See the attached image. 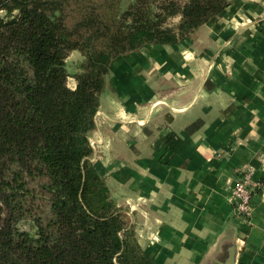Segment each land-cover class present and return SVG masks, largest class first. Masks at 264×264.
Segmentation results:
<instances>
[{
    "label": "crops",
    "instance_id": "1",
    "mask_svg": "<svg viewBox=\"0 0 264 264\" xmlns=\"http://www.w3.org/2000/svg\"><path fill=\"white\" fill-rule=\"evenodd\" d=\"M90 141L159 264H264V0H234L191 39L116 58ZM249 170L251 224L232 195Z\"/></svg>",
    "mask_w": 264,
    "mask_h": 264
},
{
    "label": "trees",
    "instance_id": "2",
    "mask_svg": "<svg viewBox=\"0 0 264 264\" xmlns=\"http://www.w3.org/2000/svg\"><path fill=\"white\" fill-rule=\"evenodd\" d=\"M233 1L0 0V264H159L92 161L100 94L116 58L191 39Z\"/></svg>",
    "mask_w": 264,
    "mask_h": 264
},
{
    "label": "built area",
    "instance_id": "3",
    "mask_svg": "<svg viewBox=\"0 0 264 264\" xmlns=\"http://www.w3.org/2000/svg\"><path fill=\"white\" fill-rule=\"evenodd\" d=\"M92 146H94V143ZM256 183L252 179V172L245 171L237 181L233 190V200L238 215L246 222L251 224L254 214L253 193Z\"/></svg>",
    "mask_w": 264,
    "mask_h": 264
},
{
    "label": "rangeland",
    "instance_id": "4",
    "mask_svg": "<svg viewBox=\"0 0 264 264\" xmlns=\"http://www.w3.org/2000/svg\"><path fill=\"white\" fill-rule=\"evenodd\" d=\"M0 14H4V12H0ZM67 65H68V68H69V71L71 74H73L72 72L74 71V68L78 67L79 66V62L76 58V56H73L72 54L69 55V57H67ZM74 79L73 76H70L68 78V85L71 87L74 83ZM24 226H27V228H30V225H26V224H23ZM32 232L34 230H31Z\"/></svg>",
    "mask_w": 264,
    "mask_h": 264
}]
</instances>
